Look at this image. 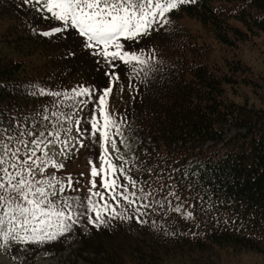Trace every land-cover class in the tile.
Here are the masks:
<instances>
[{"label": "trees", "instance_id": "obj_1", "mask_svg": "<svg viewBox=\"0 0 264 264\" xmlns=\"http://www.w3.org/2000/svg\"><path fill=\"white\" fill-rule=\"evenodd\" d=\"M46 15L22 0H0V132L10 149H20L15 158L9 152L6 159L19 165L31 155L41 132L76 118L83 122L78 106L89 112L84 109H91L85 106L91 101L74 95L80 87L99 95L108 87L130 89L126 109L109 106L107 112L116 122L113 129L141 140L133 157L116 165L124 173H116L119 183L127 186L134 203L123 200V187L116 189L119 198L99 200H108L117 214L110 208L103 216L108 223L90 225L94 234L83 236L81 254L97 264H212L225 250L264 255V109L230 98V91L248 83V69L237 53L221 63L211 61L213 50L235 51L264 33V0H194L180 5L165 14L168 23L158 16L160 22L147 35L120 41L126 51L142 55L145 65L115 61V69L109 65L107 71L99 70L105 68L76 30L68 42L78 40L79 45L71 50L59 45L66 41L64 33L40 35L60 26L42 18ZM186 18L198 28L180 22ZM37 24L40 31L32 29ZM5 47L25 61L2 54ZM77 49L94 61L87 64L92 69L85 77L66 64L77 57ZM113 71L118 80L105 74ZM51 92L61 95L47 94ZM37 158L50 160L42 153L32 157ZM33 169L45 180L62 172L51 164L43 173ZM128 212H133L137 226L130 227L137 235L131 230V241L117 247L110 239L103 243L101 236L112 237L110 225ZM186 212L192 214L187 219Z\"/></svg>", "mask_w": 264, "mask_h": 264}, {"label": "snow or ice", "instance_id": "obj_2", "mask_svg": "<svg viewBox=\"0 0 264 264\" xmlns=\"http://www.w3.org/2000/svg\"><path fill=\"white\" fill-rule=\"evenodd\" d=\"M22 2L24 5H32L37 12L46 11L50 14L43 16V19H54L59 22L60 26H52L49 30L41 32L40 35L52 37L70 29L76 30L80 37L86 38V47L94 48L93 54L102 56L115 69L116 65L113 63L115 61H120L122 64L129 66H143L146 64L143 56L138 55L136 51H126L125 45L120 42L121 40L137 41V37L147 35L153 24L160 22L157 20L158 16L166 24L168 21L163 19L166 13L180 5L194 2V0H155V2L154 0H146V2L145 0H22ZM105 74L113 80L119 79L115 71ZM111 92L112 88L108 87L103 89L102 95L99 96L98 103L103 123L101 124L95 115L89 121L94 131H100L104 144L108 142L109 129L115 126L116 123L107 112L106 99ZM40 94L44 95L45 93L41 90ZM47 94L61 95L60 92ZM74 95L76 97L89 96L90 89L80 87L78 90H74ZM81 103L86 104L87 102L81 101ZM76 123L79 124L80 121L77 120ZM49 135H52V133H49ZM41 136H43V133H41ZM33 143H35L36 149H40V144L43 141H34ZM25 146L27 147V145ZM113 147H115L114 141ZM19 151V148L13 151L8 144L3 143V133L0 132V152L3 153V155H0V172L3 173V176H0V212L3 213V217L8 218V224L10 225L8 231L0 234V239L7 242L10 236L15 235L20 242L24 243H43L55 240L60 235L70 231L72 225L77 223V220L74 219V215L77 214L73 210V203L79 198L61 197L64 202V209L69 211L66 212L60 208L58 201L49 199V197L64 193L65 185L60 184L58 192H49L47 188H55L60 181L55 180L54 177L36 181L33 166L43 173L48 164L57 169L62 168L63 164H57L54 160L45 161L42 158L34 160L32 157L35 156V151L31 149V155L19 165L15 161L10 163L6 159L9 152L15 158ZM46 155L47 153H45ZM100 159L102 164L99 169L92 166L91 177L104 176L103 187L110 190L111 199L113 200L117 196L116 189L123 187L124 192L120 195L129 205L133 204L134 201L129 199V195L126 194L128 193L127 186H122L116 176L118 171L123 175V169H118L111 162L106 147ZM5 164H8V167H3ZM29 164L31 166H28ZM9 168L18 170L12 173ZM17 177L20 178L17 179ZM29 177L32 178L29 179ZM66 179L68 181L67 187L71 188L72 177L69 176ZM125 179L129 181L133 188L137 186L136 181L132 180L131 177L125 176ZM45 185H47V188ZM92 188H96L94 179L92 180ZM92 195H99L102 200L104 199L103 195L98 192H93ZM131 195L135 196L136 194L131 193ZM151 195V192L146 193L144 198L147 199ZM78 206L85 207L83 203ZM110 208L111 213L116 215L115 208H112L106 201L103 206H99L91 196L88 197L86 211L95 213V219L91 216L88 217L89 223L97 227L99 226L96 223L97 221L105 223L103 215ZM176 210L179 211V208ZM84 214L80 213L79 215ZM191 215V212H189L188 216ZM3 223V218H0V226ZM17 229L22 231H17Z\"/></svg>", "mask_w": 264, "mask_h": 264}, {"label": "rangeland", "instance_id": "obj_3", "mask_svg": "<svg viewBox=\"0 0 264 264\" xmlns=\"http://www.w3.org/2000/svg\"><path fill=\"white\" fill-rule=\"evenodd\" d=\"M36 22H38V20H36ZM180 22L185 25L190 24L193 28H198L197 23L190 21L187 18L181 20ZM6 26L7 24L4 23V27ZM44 27L45 26H42V28ZM32 29L34 31L41 30L38 27V24ZM64 37L66 41L64 40V42H60V46L66 45L71 50L79 45L78 40L76 42H68L74 38L72 29L68 30V32H64ZM76 51L77 57L72 59L71 62L66 63L68 64L67 67L70 66L69 68L71 70L76 68L77 72L85 77L87 75L86 70L92 69L90 67L88 68L87 64L94 61H92L90 57H87L85 53L81 54L79 49ZM234 52L238 54V57L242 60L243 65L248 69L246 74L248 83H243L232 92L230 91V98L239 104L248 101L253 107L257 109H264V33L252 37L245 43L240 44L235 51H230L225 48L223 50H221V48L216 49L215 52L213 50L211 61L221 63L223 57H232ZM2 54L8 56L14 55L13 58L25 61L22 56L16 55L14 49L9 47H5L2 50ZM109 68H99V70L107 71ZM91 89L93 88L91 87ZM129 91L130 89L128 90L121 87L113 88L111 94L106 99L107 108L111 106L112 109H115L116 111L126 109L129 105ZM99 96L100 95L97 90L90 92L87 99L91 101V104L87 103L85 106L91 105V109L88 107H85L84 109L89 112L81 111L82 105L78 106V115L83 122L77 124L76 121L78 118H76L75 121L71 120L65 125L44 132L43 136L40 135L36 140L43 141V143L40 144V149H36L35 143L33 144V151H35L36 155L42 153L45 156V153H47L46 157L50 160H54L57 164H63L61 169H66L68 168V165H70L69 168L65 170L63 179V175L60 174V172L50 174L51 178L54 177L55 180L58 181L62 179L61 181L65 182V194L58 193L57 196H50L49 199L57 200L59 206L64 209V202L61 197L79 198L73 203V210L77 214L74 215V219L77 220V223L72 225V229L70 231L60 235L55 240H51L47 245L20 242L15 235L10 236L7 242L0 239V264H97L86 259L87 254H81L80 252L83 236L87 238L94 234V231L90 230V225L92 223H89L88 217L91 216L95 219V213L86 211V201L87 198L91 196L93 201L97 205L101 206V204L104 203L99 202V200H102L100 196H93L92 193L98 192L102 194L104 200L111 197V194L110 190L103 187V175H98L95 178L91 177V168L92 166H95L97 169L100 168L102 164L100 157L104 153L105 147L107 148L108 158L114 165H117L118 162L129 161L133 157L137 146L141 143V140L136 135L125 134L120 129L117 131L111 127L109 129L108 142L107 144H104L100 131H94L91 127V123H88L93 115H95L97 120L102 123L100 105L98 103ZM49 133H52V135H49ZM113 141L115 142V147H113ZM33 171L36 181L45 180L41 178L37 171L34 169ZM69 176L72 177V187L68 188L67 191L66 188L68 181L66 178ZM31 178L32 177H29V179ZM93 179L96 182L95 189L92 188ZM45 187L47 188V185H45ZM58 189L59 186L57 185L55 188H47L49 192H58ZM102 189L105 190V194ZM119 197V195L116 196V198ZM81 203H83L85 207H79L78 205ZM64 210L66 212L69 211L68 209ZM179 211H181L180 208ZM80 213L85 214L79 215ZM132 213L128 212V214L116 219L110 225L112 227V237H109V235H102L101 237H103V243L106 244L110 239V244L113 247H117L119 242L131 241L129 239L131 238L129 235L132 230L130 226H137V223H135L132 218ZM183 216L186 219L189 218L187 212L184 213ZM0 218H3L4 220L3 225L0 226V234H2L8 231L10 225L8 224V218L3 217V214L0 215ZM106 223H108L107 217ZM110 226H108V230H111ZM100 229L101 228L97 229V232ZM17 231L22 230L17 229ZM132 232L134 235H137L136 231L132 230ZM212 264H264V255L248 252L235 254L226 250L219 251Z\"/></svg>", "mask_w": 264, "mask_h": 264}, {"label": "bare ground", "instance_id": "obj_4", "mask_svg": "<svg viewBox=\"0 0 264 264\" xmlns=\"http://www.w3.org/2000/svg\"><path fill=\"white\" fill-rule=\"evenodd\" d=\"M54 156V155H53ZM55 157V156H54Z\"/></svg>", "mask_w": 264, "mask_h": 264}]
</instances>
